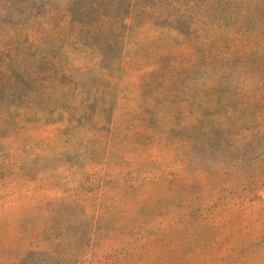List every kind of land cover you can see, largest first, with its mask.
<instances>
[{
    "label": "rangeland",
    "instance_id": "rangeland-1",
    "mask_svg": "<svg viewBox=\"0 0 264 264\" xmlns=\"http://www.w3.org/2000/svg\"><path fill=\"white\" fill-rule=\"evenodd\" d=\"M0 264H264V0H0Z\"/></svg>",
    "mask_w": 264,
    "mask_h": 264
}]
</instances>
